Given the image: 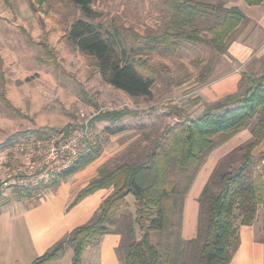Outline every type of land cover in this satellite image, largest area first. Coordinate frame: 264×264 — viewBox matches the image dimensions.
I'll return each mask as SVG.
<instances>
[{
	"label": "trees",
	"instance_id": "1",
	"mask_svg": "<svg viewBox=\"0 0 264 264\" xmlns=\"http://www.w3.org/2000/svg\"><path fill=\"white\" fill-rule=\"evenodd\" d=\"M96 1L69 0L81 10L83 18L73 22L67 33L68 40L93 59V65L111 86L132 97L150 96L159 70L143 57L131 55L136 48L126 45L124 31H129L100 20L101 13L93 8ZM167 6L171 16L163 32L134 33L141 46L174 51L181 42L188 41L208 45L223 54L227 51L229 37L245 18L238 7H226L224 2L167 0ZM203 21L210 22L211 38L202 35L199 25ZM43 52L45 57L39 61L57 68L54 50L43 45ZM90 101L98 107L96 101ZM128 115L132 114L125 110L102 111L92 123L107 122L104 132L115 135L127 130L123 118ZM74 127L69 125L63 130ZM248 127L252 141L237 149L243 150L240 162L230 169H216L203 187L198 197L197 234L186 241L182 237L184 204L198 172L216 148ZM25 133L14 134L0 144V150ZM30 133L44 137L45 132L33 130ZM106 141V138L96 139L45 188L58 187L67 177L100 158ZM262 142L264 64L259 73L243 76L238 92L220 99L197 117L179 120L167 127L144 161L100 167L97 177L79 191L70 207L100 189L112 187L113 192L101 203L90 222L73 229L31 264L56 261L67 246L74 249L71 264H82L84 251L110 233L122 235L117 250L122 264H188L189 248L197 264H230L241 242L239 225H252L259 207H264V151L259 155L253 153ZM178 174L183 176L182 184L177 180ZM14 193L23 198L28 191L17 187ZM129 195L135 198L134 216L125 209ZM174 215L177 221L173 241L164 245L154 242L153 232H171ZM135 226L141 231L139 238L135 237ZM260 241L264 246V234Z\"/></svg>",
	"mask_w": 264,
	"mask_h": 264
},
{
	"label": "rangeland",
	"instance_id": "2",
	"mask_svg": "<svg viewBox=\"0 0 264 264\" xmlns=\"http://www.w3.org/2000/svg\"><path fill=\"white\" fill-rule=\"evenodd\" d=\"M93 8L101 13L100 20L129 31H124L126 45L136 48L131 55L143 57L159 70L152 94L132 97L114 88L97 71L93 59L68 40L67 33L73 22L83 18L81 10L69 0H0V144L16 133L26 132L1 149L0 153L22 139L39 137L30 133L33 130L43 131L44 137H47L64 131L69 125H78L83 120L82 112L106 108L137 112L123 118L128 128L115 135L104 132L107 122L92 123L96 139H107L101 155L103 159L108 157L105 164L114 167L125 161H144L155 140L167 127L202 112L205 104L199 103L197 90L207 83L219 61L220 54L216 49L183 41L177 49L169 51L164 47L141 46L140 41L135 39V34L164 31L171 16L167 0H97ZM209 26V21L199 25L206 38L212 37ZM43 45L54 50L57 68L39 61L45 57ZM90 99L96 101L98 107ZM251 141L248 127L219 147L203 164V174L196 179L187 196L185 231L182 229V237L186 241L197 234L198 196L203 186L216 169L226 170L236 166L243 154V150L237 149ZM263 151L264 142L253 153L259 155ZM11 166L10 160L0 163V208L8 199L19 198L14 193L15 188L4 187L1 183ZM177 180L182 184L183 176L178 174ZM125 209L134 216L136 204L133 195L128 196ZM176 221L177 215H174L170 233L153 232V241L163 245L172 242ZM255 221L262 236V205ZM239 229L243 232L247 228L239 225ZM186 231H189L188 235ZM140 236L141 231L135 226V237ZM186 261L197 264L190 248Z\"/></svg>",
	"mask_w": 264,
	"mask_h": 264
},
{
	"label": "crops",
	"instance_id": "3",
	"mask_svg": "<svg viewBox=\"0 0 264 264\" xmlns=\"http://www.w3.org/2000/svg\"><path fill=\"white\" fill-rule=\"evenodd\" d=\"M198 1L224 2L226 7H238L245 15L244 20L229 37L227 51L220 54L219 61L207 83L197 90L199 103L205 104L203 112L220 99L238 92L245 74H255L262 70L264 64V0ZM107 158L103 159L101 156L84 169L67 177L58 187L48 188L40 200L32 202L18 198L1 206L0 264H31L36 257L44 254L73 229L90 222L101 203L113 192L112 187L100 189L72 207L70 204L79 191L97 177L100 167L106 163ZM201 170L193 184L196 179L201 178L203 174ZM187 196L184 204L183 232L185 231ZM255 222L250 226H243L244 229L247 228L243 232L239 229L240 246L230 264H264V246L260 241L261 234L258 233ZM186 233L188 235L189 231ZM121 242V234L103 235L97 245L90 246L84 251L82 264H120L117 250ZM73 255V247L67 246L58 260L45 264H71Z\"/></svg>",
	"mask_w": 264,
	"mask_h": 264
},
{
	"label": "built area",
	"instance_id": "4",
	"mask_svg": "<svg viewBox=\"0 0 264 264\" xmlns=\"http://www.w3.org/2000/svg\"><path fill=\"white\" fill-rule=\"evenodd\" d=\"M82 112L81 122L68 133L54 132L47 137L22 139L0 153V163L12 161L1 183L4 187L22 188L28 191L23 198L37 201L44 197L47 184L68 169L78 156L95 142L92 120L102 111Z\"/></svg>",
	"mask_w": 264,
	"mask_h": 264
},
{
	"label": "water",
	"instance_id": "5",
	"mask_svg": "<svg viewBox=\"0 0 264 264\" xmlns=\"http://www.w3.org/2000/svg\"><path fill=\"white\" fill-rule=\"evenodd\" d=\"M126 113H136V110H125Z\"/></svg>",
	"mask_w": 264,
	"mask_h": 264
}]
</instances>
